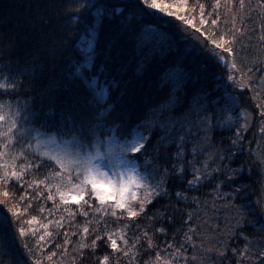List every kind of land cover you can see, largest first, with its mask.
Listing matches in <instances>:
<instances>
[{
  "label": "snow or ice",
  "instance_id": "obj_1",
  "mask_svg": "<svg viewBox=\"0 0 264 264\" xmlns=\"http://www.w3.org/2000/svg\"><path fill=\"white\" fill-rule=\"evenodd\" d=\"M67 4L61 13V4L50 0L38 19L18 15L13 21L0 12V212L7 210L0 227L21 238L32 264H42L26 242L37 235L28 229L33 213L43 211L39 201H82L85 209L101 208L114 218L124 247H117L115 233L94 234L78 246L73 264H132L129 246L143 261L161 245L170 264H178L197 231L187 210L201 202L192 194L198 193L221 201L231 214L219 237L220 264L229 251L233 264H242L238 258L249 253L229 249L236 239L252 243L245 234L252 215L246 186L238 183L243 166L232 167L249 129L247 110L238 122V100L256 91L257 80L264 83V60L250 66L240 56L243 29L222 26L220 0ZM257 7L264 9V0ZM260 24L264 32V18ZM146 25L160 31L158 46L141 42ZM82 27L89 37L87 76L74 43ZM101 78L106 91L97 93L89 81ZM257 108L253 119L264 133V105ZM224 132L230 133L227 146ZM201 137L207 147L190 149ZM257 203L264 210V201ZM100 244L111 251L98 256ZM3 256L0 245V264ZM257 256L264 264V248Z\"/></svg>",
  "mask_w": 264,
  "mask_h": 264
},
{
  "label": "trees",
  "instance_id": "obj_2",
  "mask_svg": "<svg viewBox=\"0 0 264 264\" xmlns=\"http://www.w3.org/2000/svg\"><path fill=\"white\" fill-rule=\"evenodd\" d=\"M49 2L50 0H0V12L11 16L13 21L18 15H28L33 19H38L39 16L45 14V5ZM57 2L61 4V13L64 7L70 6L67 4V0H57ZM208 2L214 4L216 0H208ZM260 2L261 0H220V12L224 18L222 26L230 29L234 23L237 28L243 29L241 44L238 47L241 48L240 56L250 66L264 60V44L260 43L261 37H264L260 24L261 19L264 18V9L257 7ZM29 5L32 7L29 8ZM225 5L227 6L225 7ZM52 14H56L55 10ZM159 36V30H153V26L146 25L141 32L140 39L145 47H156L159 45ZM88 38V28L82 27L75 34L74 40L80 63L85 65L82 69L85 76L91 71L87 67ZM57 62H59V58H57ZM259 75L257 73V76ZM89 82L97 93L106 91L107 86L102 78L90 80ZM208 87L209 89L215 87L211 75ZM254 87L255 92L247 91L238 100V111L241 114L238 122L243 124V113L247 110L249 113V129L243 140V151L238 153L236 162L232 164L233 168L243 166L238 183L246 186L244 203L252 212V215L248 217L251 223L245 228V234H248L249 241L252 242L251 247H248L241 239L233 240L229 244V249L240 248L242 252L247 251L249 253L248 256L238 258L242 260V264H249L250 261L251 264H258L257 253L261 248H264V232L261 231V229H264V210L257 203V201H264V171H262L264 170V133L260 131L259 120L253 119L254 116H258L257 106L264 105V83L257 80ZM223 135L225 139L222 143L227 146L229 144L227 137L230 133L224 132ZM216 140L217 144L221 143L219 134ZM215 146L213 145V148ZM201 147H207V142L203 141V137H201V142L189 145L190 149L196 148L197 151ZM212 150V148L208 149V151ZM233 187H236V185H233ZM207 191L208 189L203 190L205 193ZM225 191H228V189H225ZM192 194L200 195L201 201L198 205H194L187 210L193 213L192 224L189 226L196 228L197 231L191 243H188L180 254L181 258L178 264H220V258L217 255L222 250L219 237L223 234L226 224L229 223L226 217L231 214L222 208L221 201L214 203L213 199L207 195ZM38 207L42 208L43 211L33 213L36 220L28 229L29 233L35 230L37 235L35 237L28 235L26 242L36 249V256L41 259L42 264H73L74 260L77 259L74 253L78 251V246L85 242L90 243L91 238H94V234L106 237L108 233H115L114 238L118 241L117 247H124L123 237L120 235L121 228L114 223V218L101 208L85 209L83 202L76 206L70 201L68 206H64L58 198L55 204L52 201H39ZM16 210H20L18 206ZM6 211L4 209L3 212H0V224L4 221ZM86 211L87 215H85ZM69 213L73 215L70 216ZM27 219H31V216H28ZM185 223H187V217H185ZM231 223H234V221H231ZM43 225H48V227L44 228ZM217 226L221 229L220 232L215 231ZM84 228H89L90 232L85 233ZM123 232L128 237L132 236V232L126 228L123 229ZM57 236H59L58 239ZM40 237H44V240L41 241ZM65 240L68 241L67 244H65ZM168 240L170 243L172 242L171 234ZM37 244H39V248L36 247ZM0 245L3 246L5 264H32V259L21 246V238L3 227H0ZM54 245L65 246L57 248ZM99 247L98 256H103L106 251H111L110 248L105 247V244H100ZM129 251L132 253L130 257L132 264H143V261L149 260L151 264H170L171 261V258L168 260L169 262L164 260L163 257L168 255L169 251H164L163 245H161L159 253L144 256L143 261L136 259L135 249L129 246ZM170 251H174V249ZM228 256L229 259L225 260L224 264H233L231 251H229Z\"/></svg>",
  "mask_w": 264,
  "mask_h": 264
},
{
  "label": "rangeland",
  "instance_id": "obj_3",
  "mask_svg": "<svg viewBox=\"0 0 264 264\" xmlns=\"http://www.w3.org/2000/svg\"><path fill=\"white\" fill-rule=\"evenodd\" d=\"M70 202L73 203L72 201H70ZM81 203H82V201L79 204H76V206H79ZM163 258H165L164 260H166V262H169L168 260H170L171 256H169V254H168Z\"/></svg>",
  "mask_w": 264,
  "mask_h": 264
}]
</instances>
